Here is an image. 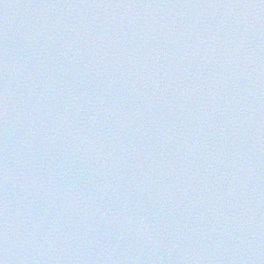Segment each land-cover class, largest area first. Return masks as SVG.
I'll return each mask as SVG.
<instances>
[{
	"label": "water",
	"instance_id": "obj_1",
	"mask_svg": "<svg viewBox=\"0 0 264 264\" xmlns=\"http://www.w3.org/2000/svg\"><path fill=\"white\" fill-rule=\"evenodd\" d=\"M3 264H264V0H0Z\"/></svg>",
	"mask_w": 264,
	"mask_h": 264
},
{
	"label": "snow or ice",
	"instance_id": "obj_2",
	"mask_svg": "<svg viewBox=\"0 0 264 264\" xmlns=\"http://www.w3.org/2000/svg\"><path fill=\"white\" fill-rule=\"evenodd\" d=\"M0 264H3V262H2V261H0Z\"/></svg>",
	"mask_w": 264,
	"mask_h": 264
}]
</instances>
